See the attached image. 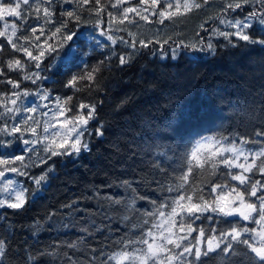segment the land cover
<instances>
[{"label": "snow or ice", "instance_id": "1", "mask_svg": "<svg viewBox=\"0 0 264 264\" xmlns=\"http://www.w3.org/2000/svg\"><path fill=\"white\" fill-rule=\"evenodd\" d=\"M217 3L220 5L217 14L208 19L218 21L223 29L215 27L209 32L204 27L205 21L199 29L208 33L207 36L197 31L198 39L194 43L180 41L176 48L170 47L167 52L159 50V58L176 60L180 49L216 55L217 44L213 38L220 37L225 42L220 44L221 49L251 47L264 51V0H137L136 6H132L131 0H104V3L101 0H0V38H3L0 39V77H3L0 85L9 86L7 91H0V109H3L0 111V218L6 219L8 210H13V215L26 212L40 198L55 176L57 161L54 157L77 160L81 152H91L92 137H104L110 127L98 113L103 100L86 103L78 98L75 111L72 96L53 97L54 107L44 104L43 107L48 109L45 112L40 111L39 105L18 104L29 96L41 101L52 96L50 89L37 82L48 79L42 73L54 66L56 57L53 53L65 48L69 41L75 44L83 36L94 42L93 47L111 48L105 59L115 58L116 67L130 66L138 51L117 52L115 46L119 43L125 48L136 49V34L129 32L133 37L131 42L114 37L113 30H125L113 29L114 24L134 23L135 18L130 14L145 22H151L150 17L154 16L158 18L157 23L163 24L166 19L171 21L193 11L207 10ZM109 9H116V12ZM85 11L96 17L92 27L106 37L110 45H101L94 33H77L69 28L70 23L73 27L88 23L82 16ZM18 32L21 34L17 35ZM41 37H44L42 41ZM150 43L151 40L145 42L142 39L140 47L148 48ZM155 43L161 44V40L157 39ZM167 43L168 39H164L163 44ZM75 52L76 49L69 46L64 53L65 60L71 62ZM16 53H23L26 59L18 58ZM49 57L51 60L45 65L44 60ZM103 65L105 60L87 72L72 74L64 88L75 92L88 89L89 95L93 91H104L97 80ZM13 72L17 73L15 80L9 75ZM22 81L37 85L36 90L21 89ZM82 81L88 83L81 84ZM260 95L264 97V91ZM130 99L125 97L115 103L111 113H120ZM171 103L169 99L167 106ZM232 107L237 108V105ZM248 107L243 108L245 116L259 127H253L246 134L235 129L229 132L223 127L214 132L209 130L208 135L197 133L198 138L182 143L179 152L167 146L165 152L156 154L151 175L131 179L117 177L104 187L122 189V193L101 196L96 189L92 197H86L95 199L96 211L88 217H73L72 221L63 224L64 228H76L80 235L73 240L53 241L43 248L37 241L34 251L25 249L23 264H206L208 259L217 257L220 264H264V102L253 112H249ZM69 112L71 116L67 115ZM36 113L46 117L42 133L37 131L41 121L33 115H25ZM90 121H94L92 127H89ZM57 124L60 127L50 131ZM28 133L33 139H24ZM8 136L12 139H4ZM154 138H158V134H154ZM17 141L28 146L22 149L24 154L4 152ZM37 144L42 147L37 148ZM168 152L176 157V162L166 166L160 157L171 160ZM36 168L40 169L38 173L32 171ZM9 173L25 179L9 178ZM138 201L146 202L149 207L144 204L137 207ZM60 207L70 209V216L74 212H87V209L81 210L75 200ZM112 212L119 218L117 229L123 224L125 231L115 240L106 238L108 246L118 249L106 252L105 244L101 243L97 248L89 238L94 240L96 233L104 235L105 229L109 233L113 231L103 223L105 220L115 222ZM56 214L49 211L37 218L30 226L32 234L39 233L43 223L53 222ZM211 214L225 218L223 223L229 226L220 228L219 234L216 228L206 230L203 226H193L202 217L212 220ZM94 216L101 217V224L96 223ZM81 220H84L83 224ZM194 232L197 233L195 237L192 236ZM8 239V234H0V264H19L12 255ZM210 254L214 255L210 257Z\"/></svg>", "mask_w": 264, "mask_h": 264}, {"label": "trees", "instance_id": "2", "mask_svg": "<svg viewBox=\"0 0 264 264\" xmlns=\"http://www.w3.org/2000/svg\"><path fill=\"white\" fill-rule=\"evenodd\" d=\"M101 2L104 3V0ZM131 4L136 6L137 0H131ZM65 7L68 6L65 5ZM109 10L116 12V9ZM217 12V9L193 11L186 16L189 19H184L183 27L182 19L177 24L167 19L160 24L157 23V17L152 16L153 19L156 18L155 22H145L135 17V14H130L135 18V22L125 21L122 24L125 27L129 26L136 33L135 51H138V54L135 55L130 66L116 67L115 58L111 61L105 59L112 51L111 48L93 47L94 42H89L84 37L76 40L75 44L69 41L65 48L58 49V53L55 54L61 55L60 61L55 62L51 71L47 72L46 76H49L47 80L38 82L43 88L50 89L52 92L46 104L51 108L54 107L51 103L53 97L72 96L71 103L75 111L74 105L78 98L86 103L92 100H103V105L98 107V113L101 120L106 121L110 127H107L104 137L93 136L90 144L91 152H81L77 160L54 157L53 160L57 161L55 176L50 179L49 186L40 198L26 212L13 215V210H8V217L0 218V234H8L12 255L19 264H23L25 249L34 251L37 241H39V247L43 248L53 241L75 239L80 235L77 229L64 228L63 224L72 221L73 217L79 218L81 215L88 217L89 213L96 211L95 199L86 197H92L96 189H99L101 196L122 193V189L104 187L117 177L131 179L139 175H151V164L154 159H157L156 154L165 152L167 146L179 152L182 143L198 138L197 133L208 135L209 130L214 132L223 127L229 132L235 129L241 134H246L253 127H259L245 116L243 108L250 106L248 111L253 112L264 102V97L260 95L264 91L262 88L264 86V51L253 50L251 47L221 49L220 44L225 42L220 37L213 38V42L217 44L216 55L180 49V55L176 60L159 58V50L167 52L170 47L176 48L180 41L194 43L198 39L197 31H200L202 36H207L208 33L201 31L197 23L207 21L204 27L209 29V32L212 28L221 27L218 21L208 19L209 16H215ZM82 16L88 21L87 24L81 23L73 27L70 23L69 28L77 33H91L89 29L95 23L96 17L89 15L86 11L82 13ZM104 18L107 20V16ZM31 22L32 20L29 19V23ZM146 25L154 31L156 28L170 27V32L149 37L143 30ZM122 26L120 28L123 29ZM47 31L48 29L45 28L46 33ZM122 32L127 34L125 30ZM20 34V32L17 33V35ZM126 38L133 39L128 36ZM43 39L44 37H41V41ZM142 39L145 42L152 41L148 48L140 47ZM157 39L161 40V44L155 43ZM164 39H168L167 44H163ZM96 40L101 45L111 44V42H104L105 39L100 37H96ZM69 46L76 49L71 62L66 61L64 57ZM115 48L117 52L127 51L119 43ZM16 56L22 60L26 59L23 53H16ZM101 60H105V65L101 66L97 80L104 91H93L89 95L88 89L75 92L73 89L64 88V83L72 74L87 72ZM9 75L12 79H17V73L13 72ZM87 83V81L81 82V84ZM21 84H24L23 81ZM8 87L0 85V91H7ZM32 87L30 90H33ZM125 97L131 98L128 105L120 113L112 114L111 108L114 104ZM169 99L172 101L171 106H167ZM234 104L237 108L232 107ZM40 111L45 112L48 109L40 106ZM67 115L71 116L72 113L69 112ZM59 119L63 120L64 117ZM93 124L94 121H90L89 127ZM59 127L60 125L57 124L51 131ZM154 134H158V138H154ZM156 145L165 147L158 148ZM249 147L253 146L249 145ZM4 152L15 155L9 149H4ZM17 154H20V151ZM167 155L171 157V160H164L161 156V162L166 166L174 164L176 157L171 152ZM32 171L38 173L40 169L36 168ZM11 177L25 179L15 177V174ZM25 183L28 182L25 181ZM151 187L154 189L156 186L153 184ZM143 190L151 191V189ZM204 191L207 193V188ZM74 200L78 201L81 210L87 209V212H74L70 216V209L60 207ZM140 204L149 207L144 201H138L137 207ZM49 211L57 213L53 216V222L43 223L41 231L33 235L30 226L37 218H42ZM111 214L116 217L115 222L109 223L105 220L103 223L108 224L113 231L109 233L105 229L104 235L96 233L94 240L89 238L92 245L97 248L101 243L105 244L106 252L118 250L115 246H108L106 238L115 240L125 231L123 224H120L117 229L119 223L117 213ZM211 215L212 220H204L202 217L201 220L195 221L193 226H203L206 230L216 228L217 234L220 228L229 226L223 223L225 218L218 214ZM93 218L97 224H101L100 216ZM80 223L83 224L84 220ZM249 226L252 224L249 223ZM194 236H197V233L194 232ZM71 254L69 250V255ZM212 255L214 254H210V257ZM206 264H220V258H210Z\"/></svg>", "mask_w": 264, "mask_h": 264}, {"label": "rangeland", "instance_id": "3", "mask_svg": "<svg viewBox=\"0 0 264 264\" xmlns=\"http://www.w3.org/2000/svg\"><path fill=\"white\" fill-rule=\"evenodd\" d=\"M219 7H220V5L217 3V4L213 5L211 8H209V9H207V10H212V11H213V10H216V9H217V11H218V10H219ZM185 18H188V19H189V17L183 16V17H175V18L173 19V21L176 22L175 24H177V22H178L179 20L182 19V23H181V25H182V27H183L184 24H185V23H184V19H185ZM8 19L11 20L12 18H8ZM150 21H151V22H155V21H156V18L153 19L152 17H150ZM1 23H2V22H1ZM124 23H125V22H124ZM201 23H202V22L197 23V24L200 25ZM178 25H179V24H178ZM121 26H122V24H118V23H117V24H114V25H113V29L120 28ZM122 27H124L123 29H125V31L127 32L126 35L123 34L122 31H115V30H113L111 34H112L114 37H117V38H118V37H123L124 40H126V41H128V42H131L132 39H129V38H126V37L128 36V37L131 38L132 36L129 35V32H132V33H135V32H134L129 26H126V27H125V26H122ZM220 28L223 29L224 26L221 25ZM89 30H91V33H94V35H95L97 38L100 37V38H102V39H105V40H103L104 42H109V43H110V41H108V40L106 39V37L101 36V35L99 34V31H98V30H94L93 27H92L91 29H89ZM143 30H144L145 34H147V36H149V37H154V36H158V35H160V34H162V33H163V34H166L167 32H170V27L156 28V30L154 31V30H152L151 28H149V25H146L145 28H144ZM226 30H228V31H234V29H226ZM135 34H136V33H135ZM81 37H83V36H81ZM137 37H138V36H137ZM103 44H105V43H103ZM126 50H127L126 52H136V51H135L136 49L126 48ZM34 54H35V52H34ZM52 55L56 57L55 61H53V65H54L55 62L60 61L59 58L61 57V55H60V54H55V53H53ZM58 59H59V60H58ZM50 60H51V57L45 59V60H44V64L47 65V64L49 63ZM163 60H166V59H163ZM42 67H43V65H42ZM49 71H51V68H50L47 72H49ZM47 72L42 73V75H46ZM47 77L49 78V76H47ZM38 82H39V81H38ZM38 82H37V84H38ZM23 83H24V84H21V89H24L25 87L28 88V89H30L32 86H33V87H32L33 90H36V88H37V85H33V84H31L30 81H23ZM46 101H47V100H45V101H41V100H39L38 98H36V97H34V96H29V97H27V98H22L21 101H18V104L23 103V104L28 105V106L39 105V106L43 107V105L46 104ZM29 102H33V103H32V104H29ZM9 106H11V105H9ZM0 111H3V109H0ZM25 115H33L34 118L39 119V120L41 121V128H39L37 131L40 132V133H42V131H43V127H42V126H43V121L46 119V117H40L38 113H36V114H25ZM10 123H11V122H10ZM30 123H31V122H30ZM50 131H51V129H50ZM4 139H12V137L8 136V137H4ZM24 139H29V140H31V139H33V137H32V135H31L30 133H28V134H26V135L24 136ZM25 147H28V146H25V145L19 144V142L17 141V142H14V143L12 144V146L9 147V148H7V149H9V150H11L12 152H14L15 155H20V154H24V153L22 152V149L25 148ZM36 147L39 148V147H42V145H41V144H37ZM18 151H20V154H17ZM27 155H31V153H28ZM11 175H14V174L9 173V174H8L9 178H13V177H11ZM247 226H248V227H255V225H252V226L247 225ZM192 236L195 237V236H194V233H192ZM186 243H187V241H186Z\"/></svg>", "mask_w": 264, "mask_h": 264}, {"label": "flooded vegetation", "instance_id": "4", "mask_svg": "<svg viewBox=\"0 0 264 264\" xmlns=\"http://www.w3.org/2000/svg\"><path fill=\"white\" fill-rule=\"evenodd\" d=\"M242 224H246V225H249V222L247 221H240Z\"/></svg>", "mask_w": 264, "mask_h": 264}]
</instances>
